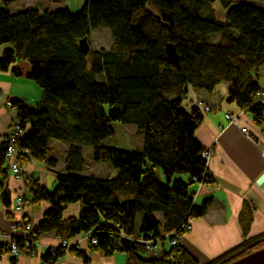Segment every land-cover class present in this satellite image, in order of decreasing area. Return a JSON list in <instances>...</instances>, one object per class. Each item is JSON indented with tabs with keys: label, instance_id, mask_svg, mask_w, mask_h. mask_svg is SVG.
<instances>
[{
	"label": "trees",
	"instance_id": "16d2710c",
	"mask_svg": "<svg viewBox=\"0 0 264 264\" xmlns=\"http://www.w3.org/2000/svg\"><path fill=\"white\" fill-rule=\"evenodd\" d=\"M15 1L1 0L0 70L26 61L29 77L43 90L40 110L11 100L24 130L18 158L22 165L45 162L57 180L50 190L31 177V199L24 195L32 204H51L33 228L35 240L49 233L67 240L89 235L91 251L125 253L126 264H226L263 247L261 242L249 245L264 233L201 263L181 243L171 242L183 237L188 232L183 226L190 218L205 216L210 205L209 199L194 204L190 190L210 176L205 148L196 137L204 116L198 105L189 111L182 105L189 87L213 93L227 82L229 100L250 111L257 123L264 120V103L255 102L263 90L258 69L264 65V0H86L78 12L26 7L12 13L9 6ZM217 1L224 18L214 8ZM99 28L110 29L113 45L84 55L80 39ZM169 43L176 47L180 67L167 53ZM14 70L21 71L17 66ZM117 123L136 129L144 138L143 151L108 143ZM74 138H87L93 160L110 163L117 176L81 175L86 160L75 142L65 168L56 170L51 141ZM6 151L3 143L0 196L11 206V192L4 187L11 172ZM176 174L188 178L175 179ZM76 202L82 205L79 215L65 217L67 205ZM93 238L97 243H91ZM143 240L153 241L151 250ZM167 242L169 250H160ZM67 251L90 260L87 250L60 246L55 255L50 249L44 261L55 262Z\"/></svg>",
	"mask_w": 264,
	"mask_h": 264
},
{
	"label": "crops",
	"instance_id": "0c3cea01",
	"mask_svg": "<svg viewBox=\"0 0 264 264\" xmlns=\"http://www.w3.org/2000/svg\"><path fill=\"white\" fill-rule=\"evenodd\" d=\"M232 1L255 2V0ZM58 4L55 3L52 5L54 8H51L31 0L23 8L36 7L44 11L56 9L55 6ZM10 6L9 10L12 13L23 9L12 10ZM2 7L0 0V9ZM16 66L21 69L19 74L14 72ZM30 69L28 62L21 61L6 71L0 70V146L3 144V136L8 127L18 121L17 108L9 105L10 100L18 98L23 100L31 110L42 109L43 90L29 77ZM258 73L264 90V65L258 69ZM185 98H189V108L186 110L189 111L192 105H198L204 116L196 130V137L205 150H212V154L207 161L210 181L195 182L190 186V190L194 193V204L200 205L206 199L210 200L207 214L192 220L191 230L181 238L180 243L201 263H207L244 240L264 233V120L262 123H257L250 111L242 110L236 102L229 100V83L227 82L221 83L213 93L189 88ZM255 102L264 103V97L256 96ZM208 105L211 107L210 110L206 109ZM227 113L234 114L237 122L230 123L226 117ZM242 127H247L248 133L243 132ZM71 142L83 147L82 141L79 142L78 138L71 141H51V157L57 161L56 170L65 168L66 155ZM89 153L90 158H85V168L81 175L117 176L119 172L117 169L109 170L108 163L95 162L92 158V149ZM23 167L32 178L39 180L41 185L50 190L56 188V174L45 162L30 160ZM158 176L162 180L161 175ZM179 178L187 180L188 177L180 176ZM4 187L11 192V206L6 205L0 196V243L2 244L9 241L13 219L26 218L34 227L42 219L45 211L51 207L50 202L41 201L31 203L22 213L14 212L12 206L15 195L23 193L26 198L31 199L30 188L23 181L15 179L12 172L5 181ZM81 207V202L68 204L64 216L79 215ZM8 209L13 211L15 218ZM157 215L160 220H163L159 213ZM62 239L55 233L43 235L37 241L36 254H22L18 258L6 254L0 257V264H126L128 259L125 253L109 256L103 252L91 251L89 235L81 234L64 240L70 243L78 241L79 249L89 251L88 262H85L81 256L67 251L55 262L46 263L44 256L52 247H60ZM159 246L160 250H169L168 242ZM148 255L154 256L152 252Z\"/></svg>",
	"mask_w": 264,
	"mask_h": 264
},
{
	"label": "built area",
	"instance_id": "2783aa9c",
	"mask_svg": "<svg viewBox=\"0 0 264 264\" xmlns=\"http://www.w3.org/2000/svg\"><path fill=\"white\" fill-rule=\"evenodd\" d=\"M256 96L264 97V90H261L257 93ZM9 105H12L11 100L9 101ZM207 110H210L209 106H206ZM227 119L230 123L237 122V117L232 113H227ZM222 127V126H221ZM242 131L248 133L247 127H242ZM24 134V130L20 123L13 122L7 129L6 133L3 136V143L7 146L6 151V159L9 162L10 170L15 179L19 181H23L26 185L31 184V175L29 172L23 167L22 163L19 161L18 154H19V146L18 141ZM21 152L27 153L28 150L23 149ZM212 150H205L203 156L208 161L211 157ZM205 174H203V179L205 178ZM196 179V178H194ZM1 189V184H0ZM31 203L28 201L23 193H18L15 195L13 200L12 209L14 212L22 213L24 209L30 206ZM184 229L189 231L192 228V219L190 218L188 223L185 224ZM33 225L31 222L26 221L22 217L15 218L11 221L10 226V234H9V241L6 244L0 243V257L6 254L11 255L13 258H18L22 254H36L37 253V241L35 240L31 234L33 231ZM182 235L179 234L176 238L172 240V245L177 246L180 243ZM90 240V239H89ZM146 244V247L151 250L152 249V240H143ZM92 244L97 243V240L93 238L91 240ZM61 246H79V242L70 243L67 240H61ZM58 247H52L53 255H55V251Z\"/></svg>",
	"mask_w": 264,
	"mask_h": 264
},
{
	"label": "rangeland",
	"instance_id": "374dc122",
	"mask_svg": "<svg viewBox=\"0 0 264 264\" xmlns=\"http://www.w3.org/2000/svg\"><path fill=\"white\" fill-rule=\"evenodd\" d=\"M36 2H41L44 5H48L51 8H54L52 5L55 3L53 0H34ZM31 0H17L15 3H12L10 8L12 10H19L23 8L24 6H27ZM86 0H63L61 3H57L58 6H55L56 8H69L72 12H78L81 10L83 5L85 4ZM39 6V5H37ZM214 8L216 9L217 15L220 18H224V13L225 9L222 7L221 3L219 1L214 3ZM114 43V38L112 36V33L110 29L108 28H99L96 30H93L92 36L89 38V44H90V49L91 50H99L101 48H106L109 49ZM90 50V51H91ZM102 77H98V80H102ZM192 89V87H189ZM189 98H185L183 101V107L184 108H189ZM209 106V105H208ZM210 107V106H209ZM211 109V107H210ZM87 139V138H86ZM86 139H79V142L83 144L84 147V156L86 159L90 158V149H92V146L90 142H87L88 140ZM109 144L116 145L121 148H129V149H136L139 151H143L144 149V138L140 135L137 134V131L134 128H131V126H125L121 125L119 123L116 124V133L112 137L110 141H108ZM110 166L107 167L109 170L115 169L110 163H108ZM106 167V166H104ZM103 167V169H105ZM111 167V168H110ZM88 172H89V168ZM104 173H106L105 170H103ZM162 170L158 169L157 174L158 175H163ZM180 176H186L183 174H176L175 179L179 178ZM162 177V176H161ZM162 181L165 182V178L163 176ZM143 214L140 213L138 218H137V224H140V221L142 220ZM259 246L264 247V242H261ZM261 247V248H263Z\"/></svg>",
	"mask_w": 264,
	"mask_h": 264
},
{
	"label": "water",
	"instance_id": "95a60500",
	"mask_svg": "<svg viewBox=\"0 0 264 264\" xmlns=\"http://www.w3.org/2000/svg\"><path fill=\"white\" fill-rule=\"evenodd\" d=\"M79 47L81 51L84 53V55L89 54L90 52V44H89V38L84 37L80 39L79 41ZM167 53L169 56L177 63V65L180 67V57L176 50V47L173 43H169L167 45ZM264 238L257 240L255 243L250 244L249 246L252 247L256 243L263 242ZM226 264H264V247L259 248L257 250H254L246 255H243L231 262H228Z\"/></svg>",
	"mask_w": 264,
	"mask_h": 264
},
{
	"label": "flooded vegetation",
	"instance_id": "af4514ba",
	"mask_svg": "<svg viewBox=\"0 0 264 264\" xmlns=\"http://www.w3.org/2000/svg\"><path fill=\"white\" fill-rule=\"evenodd\" d=\"M257 250V249H256Z\"/></svg>",
	"mask_w": 264,
	"mask_h": 264
}]
</instances>
